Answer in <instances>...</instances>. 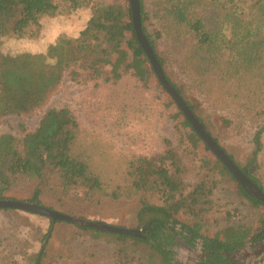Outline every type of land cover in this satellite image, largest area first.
Segmentation results:
<instances>
[{
	"label": "trees",
	"instance_id": "obj_1",
	"mask_svg": "<svg viewBox=\"0 0 264 264\" xmlns=\"http://www.w3.org/2000/svg\"><path fill=\"white\" fill-rule=\"evenodd\" d=\"M157 2L155 10L149 8L146 0H139L141 26L168 82L219 146L264 192L258 160L259 154L264 151V0ZM94 3L95 0H0V125L8 116H32L42 110L59 91L67 72L77 71L80 76L72 79L82 82L86 78H99L97 72L111 64L118 44L104 22L105 13H93L74 40L59 37L40 52L3 50L7 39L41 36L44 20L71 13L81 7H93ZM154 17L156 22L153 21ZM128 26L132 33L129 47L151 65L134 30L130 0ZM182 39L187 42L182 49L183 58L178 59L172 55L173 49L168 47V43L176 44ZM176 63L182 66L183 70L179 72L184 73L187 81L179 78L174 68ZM150 67L157 77L152 65ZM215 70H219V76L227 84L221 89L219 97L210 95L213 81H210L209 75ZM127 74L144 82L135 69L102 78L105 82L116 83ZM207 77L209 82L203 87ZM190 81L194 83L190 84ZM196 92L205 95L202 96L203 101L210 107L199 102ZM219 105L223 108V131L226 135L232 131L245 137L249 131L252 136L255 149L253 158L246 165L229 151L228 144L224 143H228L225 135L217 133L212 112L218 111ZM57 112L63 117L59 126L55 123L46 126L48 117L45 115L34 131H27L25 123L21 122L24 132L22 137L8 132L0 135V199L21 200L12 194L17 186L28 181L46 183L49 174L59 179V198L73 197L80 189L91 200L103 194L117 199L121 191L127 195L139 194L142 197L141 207L135 228H142V234L114 233L53 220L16 208H0L13 212L22 220L26 214L43 216L48 220L47 229H41L39 249L35 253L25 251L23 256L17 251L10 252L8 257L13 256V261L23 257L24 262L32 261V264H95V258L103 257L101 251L91 245L89 247L92 250L82 249L86 237L91 236L111 238L115 244L113 264H148L151 253L162 257L164 264H181L176 260L175 248L178 244L193 249L200 245L202 264H244L232 253L249 242L257 243L264 239V220L262 226L245 240L240 236L229 239L205 234L199 228L202 227L200 224L192 225L176 216L174 208L178 203L197 205L202 220L210 224L208 221L216 209L215 197L221 190L222 179L212 167H196L190 158L192 149L183 148L179 152L169 139L165 140L168 152L176 158L171 167L163 158L150 160L146 156H134L128 164V183L108 191L94 153L87 144L83 150L78 146L80 124L75 113L68 107ZM184 119L195 132L185 116ZM43 130V150L35 162L29 140ZM206 148L209 149L207 145ZM217 162L222 163L218 158ZM223 167L228 171L224 164ZM193 172L198 177L191 183L188 179ZM237 184L239 193L251 204L264 207V202L251 197L238 181ZM41 195L42 189L38 187L31 197L23 200L57 210L46 205ZM153 196L157 200H152ZM58 211L65 213L62 209ZM230 212V209L225 212L224 219L234 215ZM23 225L32 231L30 221ZM59 225L71 226V235L63 241L57 253L52 254V241ZM256 264H264V256Z\"/></svg>",
	"mask_w": 264,
	"mask_h": 264
},
{
	"label": "rangeland",
	"instance_id": "obj_2",
	"mask_svg": "<svg viewBox=\"0 0 264 264\" xmlns=\"http://www.w3.org/2000/svg\"><path fill=\"white\" fill-rule=\"evenodd\" d=\"M146 2L149 8L157 10V0H146ZM208 12L212 14L211 10ZM93 13H105L104 22L110 28L112 37L118 44L111 64L105 70L97 72L96 76L99 78H84L85 81L82 82L72 79L74 76H80L77 71L67 72L59 91L42 110L32 116L4 118L0 125V135L8 132L22 137L24 132L20 124L25 123L27 131H34L45 115L48 117L46 126L49 127L52 123L59 126L63 117L57 111L68 107L75 113L80 124L78 146L81 150L84 149L85 144L90 147L108 185V191L122 186L120 184L128 183V164L134 156H146L150 160H162L163 158L171 167L172 161L176 158L173 153L168 152L165 140L169 139L179 152H182L183 148L192 149L190 158L196 167L202 165L212 167L222 179L221 190L215 197L216 209L210 214L208 221L210 224L202 220V213H198L197 205L178 203L174 208L176 216L192 225L200 224L202 227L199 228L205 234L229 239L240 236L247 240L249 235L262 226L264 207L251 204L239 193L237 181L230 172L224 169L222 163L217 162L214 153L207 149L203 140L192 131L176 102L153 74L148 61L143 56L136 55L129 47L132 33L128 26V0H95L93 7H81L71 13L46 19L41 36L7 39L3 44V50L40 52L59 37L74 40ZM153 21H157L156 17ZM186 42V39L176 44L169 42L168 47L173 49L172 55L182 59L184 54L182 49ZM174 68L179 78L187 81L184 73L179 72L183 70L182 66L176 63ZM129 69H135L143 77L144 82L131 74L125 75V78L116 83L103 81V76H118ZM209 78L213 81L210 95L219 97L222 94L221 89L227 84L219 76V70L213 71ZM205 81L202 84L203 87L207 86L208 77ZM193 83L194 81H190V84ZM202 96L205 97L204 94L200 95L196 92L199 102L210 107L206 101H203ZM218 109L212 112V120L217 126V133L225 135L228 143L225 141L224 143L228 144L229 151L235 155L237 160L243 165L248 164L253 158L255 149L250 132L248 131L245 137L232 131L226 135L223 131L225 126L223 108L219 105ZM44 134L43 130L29 140L35 162L37 155L43 150ZM258 160L261 165L260 175L264 180V151L259 154ZM48 177L46 183L25 182L17 186L12 194L23 200L31 197L34 190L40 187L43 202L57 210L62 209L67 214L126 228H135L137 225V213L141 207L142 198L139 194L127 195L121 191V196L117 199L103 194L91 200L80 189L75 193L79 196L59 198L57 195L58 177L54 174H49ZM197 177L193 172L188 180L193 183ZM151 199L157 200V197L153 196ZM229 209L234 215L229 219H224L225 212ZM28 221L31 222L32 231L30 227L23 225ZM47 225L48 220L43 216L26 214L22 220L11 211L0 210V264H32V261L24 262L23 257H17L16 261H13V256L9 258L8 254L15 251L21 253L22 256L25 251L35 253L40 247L41 229L46 230ZM69 235H71V226L59 225L57 227V235L51 246L52 254L57 253V249L63 246V241ZM84 241L82 249H91L89 247L91 245L103 254L102 258H95L97 260L95 264L114 263L115 244L110 237L87 236ZM175 250L176 260L179 263L199 264L200 255H202L200 245L193 249L178 244ZM255 250L256 247L249 242L246 248L237 253L236 258L244 264H256L264 253L257 254ZM148 264H164V261L157 253H151L148 256Z\"/></svg>",
	"mask_w": 264,
	"mask_h": 264
},
{
	"label": "water",
	"instance_id": "obj_3",
	"mask_svg": "<svg viewBox=\"0 0 264 264\" xmlns=\"http://www.w3.org/2000/svg\"><path fill=\"white\" fill-rule=\"evenodd\" d=\"M130 3L132 8L133 26L137 38L142 48L145 50L149 58L150 64L152 65L153 70L156 73L158 80L160 81L163 88L176 102V104L183 112L184 116L187 118V120L189 121L195 132L204 141V143L208 146V148L215 154V156L224 164V166L228 169V171L232 174V176L241 184L243 189L251 197L257 198L262 202H264V192L260 189V187L256 183H254L249 177L246 176V174L242 172V170L239 168L236 162L233 161L229 157V155L219 146V144L213 139V137L208 133V131L196 118V116L191 111L189 106L186 104L182 96L168 82L160 63L158 62L154 54V51L152 50L146 36L143 33L141 26V13H140L139 0H130ZM0 208H16L20 210H25V211L45 215L52 218L53 220H62L83 226H91L104 231H109L114 233L131 234L135 236H141L142 234V228H126L122 226L108 224L103 221H94L87 218H82L71 214L63 213L58 210L51 209L43 205L37 204L35 202L26 201V200L0 199ZM251 245H254L256 247L255 251H257L256 252L257 254L264 253V239L257 243H251ZM246 247L247 244L241 249H244ZM241 249L232 253V256L236 257L237 253Z\"/></svg>",
	"mask_w": 264,
	"mask_h": 264
},
{
	"label": "flooded vegetation",
	"instance_id": "obj_4",
	"mask_svg": "<svg viewBox=\"0 0 264 264\" xmlns=\"http://www.w3.org/2000/svg\"><path fill=\"white\" fill-rule=\"evenodd\" d=\"M202 259H203V255H200V262H199V264H202Z\"/></svg>",
	"mask_w": 264,
	"mask_h": 264
}]
</instances>
